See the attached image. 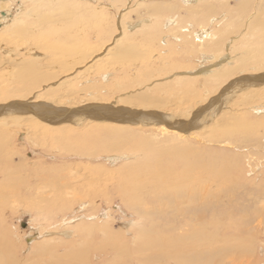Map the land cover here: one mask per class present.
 I'll list each match as a JSON object with an SVG mask.
<instances>
[{
  "label": "rangeland",
  "instance_id": "374dc122",
  "mask_svg": "<svg viewBox=\"0 0 264 264\" xmlns=\"http://www.w3.org/2000/svg\"><path fill=\"white\" fill-rule=\"evenodd\" d=\"M7 1L9 2L7 7L12 8L13 15L18 14L19 12L17 11L21 12L20 8L22 5L20 4H22V0ZM98 1L99 0L96 2L98 3ZM169 1L170 0H168V2ZM260 1L261 0H254L251 4L248 1V11L252 14H256L259 9ZM108 2L110 1L100 0L102 12H106L103 9H106L107 6L110 8L111 5ZM156 2H159V8L161 7L160 11H163L162 13L165 17L172 16L173 13L175 14L177 12L170 13L165 11L163 7L166 0H158L155 1V3ZM119 3L120 4H118L116 8L111 7L113 8L112 14L109 12L105 13V17L111 21L112 27L113 23H115V18L120 21L118 14L121 10L130 9L128 12L124 13V15L126 20H132L137 19L141 15H146L150 6V2H148V8L143 7L136 11H132L131 8H138L139 4L136 0H120ZM176 3L178 7L180 6L181 8L182 4H180L179 0H177ZM237 3L239 4V0H231L227 6L218 9L214 16H221L222 18H220L223 19L225 14H228L230 20L233 19V17L235 19V14H237L236 7L239 8ZM112 4H114V2H112ZM183 4H188V2L185 1ZM25 5V8H31L29 3ZM233 7L235 8V14H232L230 10V8ZM118 8H121L120 11ZM225 8H227V11H224ZM205 17L208 18V15ZM210 17L211 15H209V18ZM34 19L35 18L32 16H28L26 21L28 23V20L34 22ZM188 21L189 18L184 25L186 28L188 27L187 31H183L185 35L183 36L185 38L180 35L181 40L180 42L177 41L179 44L173 41V38L169 39V34L165 31L164 35L168 34L165 37L168 38V41L170 40V43L172 40V43L169 45L170 48H164V46L160 44V36L162 37L163 35L161 33L162 31H160L162 35L160 34L157 39L159 40L157 41L158 44L157 42L154 44L153 50L155 52H151L152 54L150 53L148 56L150 59L148 63L154 69L160 71L159 75H167L166 77H168L166 78L168 80L160 85V87H162L161 90L158 89L157 87L159 86L156 85L154 86L156 89L153 87L151 93H155L157 97L173 96L172 103L165 104L163 105L164 107L161 106V111L164 110L173 113L172 111L179 109L181 106L177 101L179 98L176 100L173 95L177 91L178 86L175 84V81L169 79L171 76L170 72H172L169 71L170 69L175 68L177 72H184L185 70H198L199 66L201 67L203 63V65L210 64L211 61L213 63L208 52L204 53V56L201 52L200 54L198 53L199 48H196L195 51H188L191 42L196 40V31L202 20L198 22L193 20V25H188ZM203 22L205 24L207 23L206 20H203ZM249 23L250 20L246 22L247 27H249ZM90 28L88 27L85 31L86 36H88V41L86 42L92 46H97L98 31L96 32L97 34H95L93 32L95 28ZM249 29L250 28H243L235 32L233 30L232 33L229 32L232 35L231 38L228 37L230 36L229 33L227 37L223 36L220 38V45L223 43L224 39L229 38V41L226 42L223 47V51L226 59L229 61L230 58V62H232L233 66L238 64L243 52L245 54L247 50H251L255 42V40H249V45L247 44L248 41L244 43L245 35L249 33ZM57 39L62 41L61 38L57 37ZM185 40H187L189 46L188 44H184ZM260 41L257 40L256 43L260 46L257 49L261 50L264 45V38L260 39ZM230 42L232 43L229 44ZM12 44H14V42L10 40V38L0 40V54L2 53V47L8 49ZM196 44L198 45L197 42ZM233 48H235V50ZM60 49L62 50L63 47ZM171 53L173 56L171 55L170 57ZM260 54L262 53L259 52V55ZM20 59H27V57H24L22 54L17 55L13 53H10L7 57L0 56V99L6 103L25 99L22 98L25 94L20 93L21 91L12 89L13 85L19 84L18 82H13V80L18 77L17 69L20 67L18 61ZM129 62V64L128 62L124 64L122 66L123 68L117 72H114L112 69V71H109L110 82L105 81V79L102 81L98 75L96 76L97 81L92 82L95 80V75L80 71L77 72L76 81L71 83V86L78 87L80 85L78 79L81 81L89 79V82L85 87L82 85V88L85 89L83 95L71 96V99H78V101L73 100L71 103L78 105L80 102H83V98H86L92 93L101 95V100L120 103L119 97H124L123 94L128 95L127 93H131L135 90L138 92L142 91L141 89L138 90L140 87L137 86H131L130 88L127 86L124 87V89H118V83H120L121 78L127 76L133 77L136 74L135 71L137 67L135 64L131 63L132 61ZM227 65L228 63L224 66L225 69L226 67H230ZM248 66H256L258 70H261V73H263L264 60L252 62L251 59L247 62L246 67H243L245 69V74L251 72V68ZM122 69L126 71L123 72ZM163 69L164 72H161ZM55 70L56 69L50 67L43 69L42 72L54 73ZM239 74L237 75L239 76ZM237 75H234L235 77H232L231 80L238 78ZM65 76L67 77V75ZM200 80H202L200 77L186 80L185 86L188 87L185 90L186 93H176L180 96L182 95L184 98L188 96V101L183 104L182 108H184V106L188 107L189 105L198 108L200 106V103H198L199 101L203 102L209 95L208 101L217 96L213 94V91H205L201 86L203 85V81ZM56 81H59V79ZM160 81L162 80L160 79ZM44 86L46 87V84ZM146 91H149V89ZM44 93L45 91H43L42 88L40 90L36 89L31 95H27L28 98L35 97V95L45 97L43 96ZM168 93L170 94L168 95ZM239 93L236 94L237 96H233V98L235 97L236 99L230 100L231 102L229 105L222 107V111H226V113L221 111L223 114L221 113L212 125L207 126L204 130H200L191 136H187L191 144L188 145L196 151L201 150L200 154L202 156L199 154L198 157L200 156L199 159L202 162V166H199L200 168L198 167V171L201 170L204 172V167L207 166V163H209L207 169L211 170L215 168V194L217 198L207 196V192L210 189L208 188V184H202L203 186L199 188L196 185L197 190L192 194H199L200 198L199 195H196L193 204L189 202L186 204L185 202L186 205L182 204L183 206L178 205L179 202L175 199V196L182 194L185 198L182 201H187V199H189L190 193L186 184L179 183L177 187L173 185L172 189L162 194L160 198L155 196L157 193L154 194L153 191L147 190L146 187L144 188L142 183L139 184L140 180L142 182L143 179L142 174L148 173L146 170V163L156 162L157 158L160 156V154L152 152L153 149H156L157 144H171L173 147L176 142L177 137L163 134L160 131L161 126L157 129L156 126L142 128L141 125H132V127L127 124L122 125L123 127H129L128 129L131 132L122 131L134 134L135 140L127 144L123 149L121 148L120 152L132 154L133 151H139L143 146L149 147L148 150H146L147 153L143 156L144 160L142 159V164H133L136 167L135 169L132 168L133 165L127 168L125 165L126 161H128L126 157L118 160H109V156L115 154L112 152L109 153V145L114 144V141H116L114 134H112L114 131L113 124L88 123L78 127L72 123L73 126L49 127L42 123L39 125L35 122H27L17 127L12 126L13 128L10 127L7 129V134L4 132V136H7L5 139L6 142L0 150V260H3L2 262H4V264H12V261L14 264H264V114L254 111L255 107L264 104V90H245ZM55 97L59 98V96L56 95ZM46 98L54 99L51 96H47ZM59 99L67 106H71V104H68L70 99H66V97ZM162 100L165 101L166 99ZM229 118L232 120L229 121ZM254 129L256 132L249 134V130ZM229 130L231 134H229ZM22 133H25V135H22ZM27 135H29V137ZM155 139L158 141H155ZM163 151L165 154L164 158L171 157L166 154L169 151L165 149H163ZM139 154L140 152L135 154L134 161H140L138 158ZM191 159L193 158L191 157ZM183 161L186 163L188 162L187 159ZM233 166H235V169H231ZM52 184L53 186L51 187ZM54 185L59 186L57 189L53 190L55 187ZM72 189L79 192L75 194L73 192L71 193L70 190ZM186 190L188 192H186ZM171 191H173V193ZM50 192L51 195H49ZM60 192L65 197H62ZM65 192L67 195L64 194ZM183 192L186 193L183 194ZM147 197L149 199L148 202L146 201ZM197 200L199 201L198 204H196ZM167 201H170V203L168 204ZM215 201L218 203V207H210V205L207 204L213 203L214 205ZM200 203L202 205H199ZM180 206L185 215L181 216V220L179 221H184L178 226H184L186 221L189 224V226L185 228L187 233H185V239L177 243L159 241L161 237L162 239L166 238L171 233V226H169V223L172 222L171 215L175 214L177 212L175 209H178ZM211 210L213 211L212 213H210ZM204 213H206V215ZM196 216H199L198 220ZM74 218H78V223H84L85 227L77 232L74 230L75 233L72 239H66L64 242L53 241L47 244L42 243V240L39 239L41 232L46 239L57 237L56 235L54 236L53 234L47 233L51 229L61 228L59 224L66 219L69 223L71 222V227H76L78 223H73ZM126 225L130 234L125 231L127 227L124 228V226ZM200 225L203 229L207 226V229L203 230ZM88 227L92 228L90 233L87 231L82 232ZM194 227L195 229L199 227V229L197 228L195 230ZM146 232L149 234H146ZM192 232L194 235H191ZM34 234L36 241H32L30 244L28 239L32 238L31 236ZM135 238L137 240L133 241ZM187 238L188 240H186ZM249 238L252 240L248 242L247 240ZM184 241L186 243H184ZM187 241L190 242L188 243ZM138 249L143 250L139 251ZM165 250L167 253H165ZM172 250L180 253V261L168 258L175 256ZM171 252L172 254H170Z\"/></svg>",
  "mask_w": 264,
  "mask_h": 264
},
{
  "label": "bare ground",
  "instance_id": "6f19581e",
  "mask_svg": "<svg viewBox=\"0 0 264 264\" xmlns=\"http://www.w3.org/2000/svg\"><path fill=\"white\" fill-rule=\"evenodd\" d=\"M96 1L97 0H68V1L66 0H22V4H20L22 5L20 8L21 12L17 11L19 13L16 15H13L12 8L7 7V5H9V2L7 0H0V34H2L0 35V40H6L7 38H10V40L14 42V44L9 46L8 49H5L4 47H2L1 49L2 53L0 54V56L7 57L10 53H13L17 55L22 54L24 57H27V59L18 60L19 65H20V67L17 69L18 77L14 79L13 82H18L19 84L12 86V89L16 91H21L20 93L25 94V96L22 97L25 99L14 100L8 103L0 99V150L3 148V145H5V142H6L5 139L7 136L6 137L4 136V132L7 134V131H8L7 129H9L10 127L12 126L17 127L27 122H35L36 124H39V125H41L42 123L49 127L50 126L52 127L53 126H56V127L66 126V125L73 126L72 123H74L78 127L84 126L88 123L90 124L108 123V124H113L114 126L113 127L114 131L112 134H114V138L116 140L114 141L115 142L114 144L109 145V153L110 152L115 153L109 156L111 158V159L109 158V160H112V159L118 160V159H122L123 157H126L128 161H126L125 165L127 166V168H130V166L133 165L134 163L142 164L144 160L143 156H145V154L147 153L146 150H148L149 147L143 146L139 149V151H133L132 154H129L128 152H122V151L120 152L121 148L123 149L124 147L127 146V144L135 140V137L133 136L134 134H131V133L129 134L128 132H125V131H130L128 129L129 127H123L122 125L127 124L130 127H132V125H141L142 128L156 126L157 129L159 126H161L160 131L163 134L176 136L177 137L176 142L173 147L171 144L167 145L165 143L161 145L157 144V147L155 146L156 144L153 145L156 147V149H153L152 152L153 153L156 152L160 154V156L157 158L156 162L146 163L147 164L146 170L148 173L142 174L143 179H142V182L140 180L139 184L142 183L144 188L146 187L147 190L153 191L154 194L157 193L155 196H158V198H160V196L162 194H165L168 190L170 191L173 185L177 187L179 183L186 184L188 191L190 193V194L188 193L189 199H187V201L186 200L182 201L183 199H185L184 196L182 194L176 195L175 199L179 202V203L177 202L178 205L185 204V202L186 204L187 202H189L190 204H193L195 202V196L199 195V194H196V195L192 194L197 190L196 185L199 188L200 186L208 184L209 185L208 188L210 189L207 192V196L217 198L215 194V191H216V187H215L216 178H215V172H214L215 168H212L211 170L207 169L209 163L206 162L207 166L204 167L205 171L204 172H202L201 170L198 171V167L202 166L201 165L202 162L199 159L200 156L198 157L201 150L196 151L193 148H191L190 146L191 144L188 141L187 136L189 135L191 136L192 134L200 130H204V128H206L207 126L212 125L217 120V117L220 116L222 112L226 113V111H222L223 110L222 107L229 105V103L231 102L230 100L234 99L235 97L233 98V96L236 95L237 93L239 92L241 93L242 91H245V90H249V91L259 90V89L264 90V71L263 73H261V70H258V67L248 66L249 68H251L250 70L251 72L249 74H245V69L243 68L244 66L246 67L247 62H249L251 59H252V62H258L259 60H264V45L262 46L260 50V49H257L260 46L256 43L257 40L260 41V39L264 38V0L260 1L259 9L258 11L256 10L257 11L256 14H252L248 11L249 2L251 4L254 0H239V4L237 3L239 8L236 7L237 14H235L234 7L230 8L232 14L236 15L235 19L233 17V19L231 20L228 14H225L223 19H221L222 18L221 16H214V14L217 12L218 9L227 6L231 0H179L180 4H182L181 8L180 6L178 7L177 5L178 2L176 3L177 0L175 1L170 0L171 2L170 1L168 2V0H166V2H164V7H163L165 11H168L170 13L177 11L175 14L173 13L172 16L167 15L168 17L163 16V13H162L163 11H160L161 7L159 8V2L155 3V1H158V0H136L139 4L138 8H131L132 11L133 10L136 11L143 7L148 8L147 6V4H149L148 2H150L149 9L151 10L148 9V11L146 12V15L144 16L141 15L137 19H132V20H126L125 15H124V13L128 12V10L130 9H125L123 11L121 10V12L118 14L120 21H118L115 18V23H113L114 29L111 26V21L107 17H105L106 15L105 13L107 12L111 13L113 11V8L111 7L116 8L118 4H120L119 3L120 0H109L110 2L108 3L111 5V6L109 5L110 8H108V6L106 5L107 6L106 9H103L106 12H102V8L100 6V0L98 1V3ZM185 1H187L188 4H183ZM112 2H114V4H112ZM27 3H29V5L31 6L30 9L25 8L26 6L25 4ZM224 11H227V8H225ZM206 15H208V18L205 17ZM209 15H211L210 18H209ZM28 16H32L33 18H35L34 22H31L30 20H28L30 23L29 24L26 21ZM120 17L123 19V21ZM188 18H189L188 25L189 24L193 25L194 23L193 20L197 22L199 20H202V21H200L201 22L200 26L198 30L196 31V40L194 42H191V45L189 46L187 42L188 40L187 38L184 44H188L189 46L188 51L190 52L192 50L195 51L196 48H199L198 49L199 54L200 52L201 54L208 52V55L210 59L213 60V63L212 61L210 62V64H207V65H203L204 64L203 63L201 67L199 66L198 70L192 69L190 71L185 70L184 72L183 71L177 72V70L175 71V68L170 69L169 71H172V72H170L171 76L169 77V79H171L172 81H175V84L178 86L177 91L173 95L176 100L177 98H179L177 101L179 102L181 106L179 107V109L172 111L173 113L166 112L164 110L161 111V106L172 103L173 96L170 95L168 97H163V96L157 97L155 93H151L153 87L156 85L159 86L157 88L161 90L162 87H160V85L164 84L168 80L166 79L168 77H166L167 75H163V76L159 75L160 71L154 69L148 63V61L150 60L148 56L150 55L151 52L154 51L153 50L154 44L155 42L159 41L157 39L159 38V35L161 33L163 35L161 34L162 35V37L160 36L161 43L160 42L159 43L162 44L164 48L169 47V45H171L172 43V40L176 42L177 41L180 42L181 40L180 35L183 36L184 35L183 31L184 30L187 31L188 27L186 28L184 25ZM203 20L204 21L206 20L207 23L205 24ZM249 20H250L249 27H247L246 22ZM88 27L89 28L94 27L95 28L94 31L93 30H90V31H93L95 34H97L96 32L98 31L99 36H97V41H98L97 46H92L86 42L88 41L87 40L88 36H86L85 31L86 29H88ZM243 28H250L249 33L245 35L244 43L248 41L247 44L249 45V40H255V42L253 41L254 43H253L251 50H247L245 54L243 52L242 53L243 55L240 57L241 59H239L238 64L236 66H233L232 62H230L231 61L230 58L228 61L223 51V47L225 46L226 42L229 41V38L224 39L221 45L219 41L221 37L223 36L227 37L229 32L232 33L233 30L235 32L236 30H241ZM160 31L162 32L160 33ZM165 31L169 34V35L167 34L169 39L173 38L171 40V43H170V40L168 41V38L165 37L167 36V35H164ZM169 36H173V37H169ZM57 37L61 38L62 41L57 39ZM228 37L231 38L232 35L230 34V36ZM178 42L177 44H179ZM196 42L198 43V45L196 44ZM231 43L232 42H230L229 44ZM62 47L63 49L61 50L60 48ZM233 49L235 50V48ZM259 52H261L262 54L259 55ZM171 55L172 53L170 54V57ZM129 61H132L131 63L135 64V66L137 67V70L135 71L136 74L134 73L135 75L134 76L132 75L133 77L123 76L124 78H121L120 83H118L119 84L118 89H121V88L124 89V87H127V86H129L128 88H130L131 86L132 87L137 86V87H140L138 90L141 89L142 91L138 92L137 90H135V91H132L131 93H127L128 95L123 94L124 97L123 96L119 97L120 103L101 100L102 99L101 95H96L94 93L89 94L90 92L88 93L89 95L86 98H83V102H80L78 105L71 103V101L73 102V100L78 101L77 98L71 99L72 98L71 96L83 95L85 93L84 91L85 89L82 88V85L83 87H85L86 84L89 82L88 81L89 79H86L84 81H81L80 79H78L80 85L78 87L71 86L70 84L76 81L77 72L80 71L86 74L95 75V80L92 82L97 81V77H96L97 75L100 76L102 81L105 79V81L110 82L109 80L110 72L109 71L112 69L114 72H117L118 70H121V68H123L122 66L126 64L127 62L129 64L130 63ZM226 63H228L227 66H230V67H226L225 69L224 66H226ZM0 66H1V61H0ZM50 67L56 69L54 73L42 72L43 69L50 68ZM122 70L123 72L126 71L124 69ZM161 72H164V69ZM237 74H239V76ZM65 75H67V77ZM156 75H159V76H156ZM234 75H237L238 78L231 80L232 77H235ZM194 77L202 78V80L200 81H203L202 83L203 85L201 86L204 88V90L205 91L208 90L209 92L213 91V94H216L217 96H215L214 98L210 99V101H208L209 96H210L209 95L207 98L204 99L203 102L199 101L198 103H200V106L198 108L196 107L194 108L193 105L192 106L189 105L188 107L184 106V108H182L183 104L187 103L186 101H188L187 99L188 96L184 98L182 97V95L180 96L178 94L184 93L185 90L188 88L185 86V83L187 82L186 80H189L190 78H194ZM57 79H59V81H56ZM160 79L162 81H160ZM45 84H46V87L44 86ZM42 88H43V91H45V93L43 94V96L45 97L35 95V97L28 98V95H31L33 91H35L36 89L40 90ZM147 89H149V91H146ZM154 89H156V87H154ZM177 92L178 94H176ZM169 94L170 93H168V95ZM55 95L59 96V98L66 97V99H70L68 101V104H71V106H67L66 104H64V102L61 101L59 98H56ZM47 96H51L54 99L46 98ZM162 99H166V100L163 101ZM254 111L257 113L264 114V104H262L261 106L255 107ZM231 120L232 119L229 118V121ZM146 124H149V125H146ZM122 130H125V131L123 132ZM28 131L30 132L29 129ZM228 132L229 134H231L230 130ZM254 132H256L255 129L249 130V134H252ZM22 135H25V133H22ZM27 136L29 137V135ZM156 140L157 139H155V141ZM163 149L169 151L166 154L171 156L170 158H164L165 154H164ZM137 152H140V154L138 155V158L140 159V161L138 160L134 161L135 154ZM191 157L193 159H191ZM186 159L188 160L187 163L183 161ZM210 163H211V159H210ZM143 167H144V164H143ZM132 168L135 169L136 168L135 165H133ZM231 169H235V166H233ZM227 173H228V170H227ZM52 186L53 184L51 185V187ZM54 186L55 187L53 190L57 189L59 185H54ZM70 191L71 193L73 192L74 194L79 192V191H75V189L74 190L72 189ZM188 191L186 190V192ZM171 192L173 193V191ZM186 192H183V194ZM64 194H66V192ZM49 195H51V192ZM61 195L62 197H65L62 193ZM199 198H200V195H199ZM146 201L147 202L149 201L148 197ZM197 201H196V204L199 203V201L198 202ZM167 203L169 204L170 201L169 202L167 201ZM207 204H209L210 207L214 206V208L219 206L218 203H216V201L214 205L213 203H207ZM199 205H202V204L200 203ZM175 210H177V212L171 215L172 222L169 223V226H171V233L166 238L162 239L161 237V239H159V241L161 242L177 243V242L183 241V239H185L186 237L185 228L189 226L188 222L186 221L184 226H178L180 223L184 221L183 220L182 222H180L179 220H181V216H184L185 213L183 212L181 206L178 207V209L176 208ZM212 212L213 211L211 210L210 213ZM204 214L206 215V213ZM196 217L198 220L199 216H196ZM78 222H79V219L74 218L73 223L76 224ZM70 223L66 219L64 220V222L59 224L61 228L60 227L55 228L56 230L51 229L47 233V234H53L54 236L56 235L57 237L46 239L43 233L41 232L39 239H41L42 240L41 242L44 244L51 243L53 241L54 242L56 241L64 242L66 239L68 240V239L73 238V234L75 233L74 230L77 232L80 229H83L85 227V224L82 222L78 223L76 227H71ZM125 227H127V225L124 226V228ZM197 228L199 229V227ZM206 229H207V226L203 230H206ZM85 231L90 233L92 231V228L88 227L87 229H84L82 232H85ZM125 231L128 232V234H130L128 227L125 228ZM147 233L148 232H146V234ZM191 235H194L193 232ZM34 236L35 234L31 236L32 238L28 239V242H30V244L32 241H36ZM135 240L137 239L135 238L133 241ZM139 240H140V237H139ZM186 240H188V238ZM251 240L252 239L249 238L247 241L249 242ZM184 243L186 242L184 241ZM140 250H143V249H140ZM173 252L175 253V256L168 257V258L180 261V257H179L180 253L177 251H173ZM165 253H167L166 250H165ZM170 254H172V252ZM2 261L0 260V264H4V262ZM12 264H14L13 261H12Z\"/></svg>",
  "mask_w": 264,
  "mask_h": 264
}]
</instances>
